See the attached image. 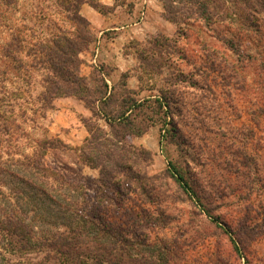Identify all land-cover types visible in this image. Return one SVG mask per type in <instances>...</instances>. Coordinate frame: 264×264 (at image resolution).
<instances>
[{"label": "rangeland", "instance_id": "rangeland-1", "mask_svg": "<svg viewBox=\"0 0 264 264\" xmlns=\"http://www.w3.org/2000/svg\"><path fill=\"white\" fill-rule=\"evenodd\" d=\"M114 1L115 6L127 4L124 0ZM18 2L15 11H4L0 17V46L10 41L11 30L20 25L26 26L21 32L28 41L27 26L36 38H47L50 34L45 28L47 22L61 18L56 0ZM90 3H99L100 8L94 9ZM201 6L207 9L205 15L198 10ZM82 9L94 13L91 22L85 19L93 42L79 54L80 74L87 79L91 94L106 92V105L91 98L93 105L87 107L76 97H60L47 106L42 100L41 80L46 70L41 63H32L35 67H30L31 58L21 56L22 67L16 73L0 57V71L5 74L0 76V127L6 126V133L0 136L2 162L10 165L22 155L39 154L47 168L80 186L79 193H69L76 198L82 194V201L85 198L88 203L82 210L88 212L98 191L99 174L98 169L79 159L82 150L88 152L89 158H95L94 150L88 148L90 134L84 121L113 141L102 116L110 119L123 116L129 124L119 131L121 143L115 144L147 152L140 159V167L148 176L160 177L158 183L163 185L164 196L158 203L147 204L128 193L120 208H111L109 213L136 231L143 228L135 222L143 212L154 216L156 210L164 211L170 217L165 229L147 226L145 231L150 245L158 246L157 240L162 239L170 252L178 249L174 252L176 257L171 259L173 264H264V183L248 181L245 173L236 171L239 165L230 155H226V161L231 164H226L222 163L223 157L221 161L217 159V151L212 152V158L208 153L211 164H207L204 152L188 145V136L195 134L206 138L202 143H209L206 136L210 131L211 146L215 147L218 143L215 132L222 128L220 142L227 153H235L237 159L247 149L256 164L258 160V170L262 173V144L257 138L247 140L241 131L246 122V103L242 91L237 89L240 84L236 80L237 88L230 87L233 85L230 83L229 89L225 88L222 75L215 73L223 67L224 55L236 60L227 49V42L245 36V32H238L239 36L229 29V16L234 21L237 13L233 5L229 0H156L155 7H145L127 16L119 11L114 14L115 7L102 5L101 0H86L80 7L83 17L86 12ZM133 11L130 7L125 10L129 15ZM32 15L34 27L28 23ZM120 26L126 27L120 32L114 29ZM257 37L256 34L243 37L245 47L238 54H262L264 43ZM27 44L24 42V46ZM207 61L213 62L210 71ZM201 67L209 75L208 83L202 82L198 71ZM245 72L253 76L256 71L251 67ZM214 79L218 85L211 82ZM261 79H264L262 74ZM193 83L203 88L211 85L214 97L209 94L203 101ZM160 98L168 103L167 110L159 109ZM172 127L177 131H172ZM201 127L207 128L206 133ZM40 142H48L52 148L44 150L47 145L40 147ZM203 162L205 167L201 169ZM170 165L192 185L200 204L181 192L168 172ZM19 188L14 180L0 177V208L6 213L22 209L28 213V225L40 226L32 214L33 203L23 200L27 193L23 191L22 195ZM217 189L222 191L221 199ZM208 215L223 221L225 226L210 223ZM225 229L237 240L238 253L232 252ZM2 244L0 240L1 264L16 260L23 264H53L45 263L36 251L17 252L11 257Z\"/></svg>", "mask_w": 264, "mask_h": 264}, {"label": "trees", "instance_id": "trees-1", "mask_svg": "<svg viewBox=\"0 0 264 264\" xmlns=\"http://www.w3.org/2000/svg\"><path fill=\"white\" fill-rule=\"evenodd\" d=\"M229 2L237 12L234 21L231 20V15L229 16L230 31L245 32L243 37L248 38L256 34L258 36L256 39L264 43V0H229ZM18 3V0H0V17L5 13L4 11H15L14 8L18 6ZM85 3L86 0H56V7L59 9L61 18L54 20L55 22L51 20L47 22L45 28L50 30L49 37L36 38L27 26L30 42L22 36L21 28L26 26L20 25L11 30L10 41L0 46V57L8 61V69L16 73L22 67L21 56L31 58L30 67H35L32 63H41V67L46 70L41 80L42 100L47 106L60 97H76L87 107L93 105L91 98H95L97 103L106 105V92L99 91L97 95L91 94L87 88V79L80 74L79 54L87 50L93 42L88 22L80 14V7ZM198 4V6L201 5V3ZM90 6L94 9L100 8L99 3H90ZM198 10L202 12L201 15H205L207 9L201 6ZM34 21L32 15L28 23L34 27ZM238 35L240 36L239 33ZM243 37L239 39L236 37L235 42H227V49L236 56V60H229L230 57L224 55L223 67L220 66L218 73H215L222 75V86L228 89L230 84H233L230 87H236L235 82L238 80L240 85L236 88L242 91L246 103L244 110L246 122L242 124L241 131L247 140L257 138L262 144L260 148L264 151V79H261V74L264 76V50L260 55L249 53L239 55V50L245 47L242 42ZM24 42L28 44L24 46ZM241 62H244L243 66ZM207 64L208 71H210L213 62L207 61ZM202 67L198 69L200 77L202 76V82L208 83L209 75L202 70ZM251 67H254L256 71L253 76L245 72ZM0 76H5L4 72L0 71ZM252 77H256L254 81ZM215 80L211 81L214 86L218 85ZM193 85L200 90L199 98H203V101L207 100L209 94L214 97L215 93L211 85L207 88L197 86L196 83ZM103 87L107 89L105 83ZM160 99L162 100H157L159 109L164 107L167 110L168 103L164 98ZM166 116L168 117L167 113ZM102 120L109 128V137L113 141L109 140L99 128L96 130L84 121L90 134L88 144L91 148H88L94 150L95 158H89L88 152L84 150L79 152V159L85 165L98 169L99 174L96 180L98 191L88 212L82 210V206L88 205L85 198L82 201V194L76 198L69 193V191L79 193L80 186L65 179L57 171L47 168L42 163L39 154L22 155L21 159L14 160L10 165L3 163L0 157V177L14 180L15 184L21 186V190L20 188L18 190L22 195L23 191L27 193L23 200L33 203L32 214H35L34 219L40 224L38 227L28 225L26 222L29 220L28 213L26 214V211L22 209L6 213L0 208V240L4 242L2 245L11 257H14L17 252L36 251L42 255L45 263L52 262L53 264H173L171 259L176 257L177 254L174 252L178 249L170 252L166 248L167 243L162 239L157 240L158 246L150 245L145 231L147 226L165 229L170 217L164 211L156 210L157 213L154 216L143 212L140 219L135 222L138 225L140 223L144 229L141 227V230L136 231H132L128 223L123 224L115 214L109 213L111 208H120L123 204L120 203L127 200L125 198L128 193L135 194L139 201L148 204L162 200L164 191L163 185L158 183L160 177L148 176L140 167V159L144 158V154L147 155L146 151L133 147H120L115 144V142L121 143L119 131L125 130L129 124L126 123L124 117L110 119L102 116ZM200 129H204L206 133L207 128L201 127ZM175 130L172 127V131ZM222 131V128H218L215 132L217 135L215 137L218 139L215 147L211 146L209 135L212 132L210 131H207L206 136L209 143H202L206 138L195 134L188 136L190 140L188 145L202 150L207 164H211L208 153L212 158V152L215 151L219 154L217 158L219 161L223 157L222 163L225 161L226 164H231L226 161L228 154L239 165L236 171L240 174L245 173L244 177L248 181L251 179V181L264 183L263 157L260 158L262 173L258 170V160L256 164L254 156L247 149L236 159V154L227 153V148L222 145L223 142H220ZM4 133H6V126L3 125L0 127V136ZM98 133L103 134V137ZM38 146L43 148L46 146L44 150L52 148L48 142H40ZM213 147L214 151H212ZM205 163L201 164V169L205 167ZM253 169H256L255 175L251 173ZM168 172L181 192L193 199L196 204H200V199L193 191L192 185L184 179L174 165L169 166ZM218 190L216 194L221 199L222 191ZM208 217L211 218L209 215ZM211 220L210 223H215V225L224 223L216 218H211ZM224 233L230 236L232 252L238 253L237 240L232 237L228 229H225ZM3 264L23 263L16 260Z\"/></svg>", "mask_w": 264, "mask_h": 264}, {"label": "crops", "instance_id": "crops-1", "mask_svg": "<svg viewBox=\"0 0 264 264\" xmlns=\"http://www.w3.org/2000/svg\"><path fill=\"white\" fill-rule=\"evenodd\" d=\"M124 1H125V3H127L126 5H117V6H115V1L114 0H101V3H102V5L107 6V7H112V8L115 7V9L113 10L114 14L117 11H119L123 15L132 16V15L136 14L139 9H142V8H145V7H147V8L155 7V2H156V0H124ZM127 7H130L131 9L134 10L133 13H131L130 15L125 12ZM82 11L86 12L85 9L84 10L82 9ZM82 11H81V13H82ZM87 12L84 15L82 14L83 18L86 19L88 22H91V20L93 18V16H92L93 15L92 14L93 11L89 10L88 13H90V14H88ZM113 13H111L110 15H114ZM125 27L126 26H120V27H116L114 29L116 31L120 32V31L124 30ZM118 55H120V57L122 56V54L119 53V52H118ZM83 131L84 130H83V127H82V133H83Z\"/></svg>", "mask_w": 264, "mask_h": 264}]
</instances>
